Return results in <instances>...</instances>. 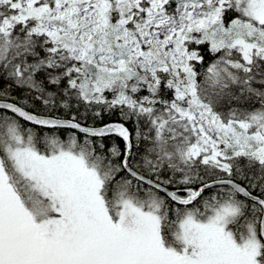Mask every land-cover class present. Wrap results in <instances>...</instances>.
I'll list each match as a JSON object with an SVG mask.
<instances>
[{"label":"snow or ice","instance_id":"1","mask_svg":"<svg viewBox=\"0 0 264 264\" xmlns=\"http://www.w3.org/2000/svg\"><path fill=\"white\" fill-rule=\"evenodd\" d=\"M0 264H264V0H0Z\"/></svg>","mask_w":264,"mask_h":264},{"label":"trees","instance_id":"2","mask_svg":"<svg viewBox=\"0 0 264 264\" xmlns=\"http://www.w3.org/2000/svg\"><path fill=\"white\" fill-rule=\"evenodd\" d=\"M17 95H21V93H19V92H17L16 93ZM37 111H42V109L41 108H38V109H36ZM89 122H91V121H89ZM23 123V122H22ZM61 135L63 136L64 134L63 133H61ZM121 147H122V144H121Z\"/></svg>","mask_w":264,"mask_h":264}]
</instances>
